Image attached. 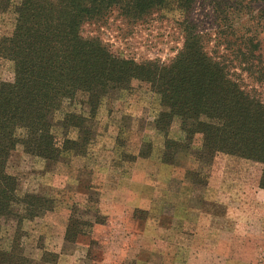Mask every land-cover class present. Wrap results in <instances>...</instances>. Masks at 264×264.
<instances>
[{"label":"rangeland","instance_id":"374dc122","mask_svg":"<svg viewBox=\"0 0 264 264\" xmlns=\"http://www.w3.org/2000/svg\"><path fill=\"white\" fill-rule=\"evenodd\" d=\"M185 10L168 6L141 20L114 10L84 24L82 35L102 40L118 57L168 65L183 49L190 24L209 54L233 59L248 50L241 39L255 38L264 55V0H195ZM14 20L11 11L0 13V33L10 34ZM10 72L0 60V80ZM231 74L264 101V84L236 61ZM132 87L103 98L97 136L84 150L58 162L21 148L11 153L7 171L21 191L53 202L46 214L20 226L25 254L35 264H46L44 251L56 264H264L262 164L224 153L201 157L200 135L167 164L166 138L155 126L156 98L145 83ZM55 133L62 140L63 130ZM169 137L182 139L178 121ZM71 218L86 223L73 242L65 239ZM17 228L13 220L4 224L1 246Z\"/></svg>","mask_w":264,"mask_h":264},{"label":"trees","instance_id":"16d2710c","mask_svg":"<svg viewBox=\"0 0 264 264\" xmlns=\"http://www.w3.org/2000/svg\"><path fill=\"white\" fill-rule=\"evenodd\" d=\"M195 0H0V13L11 11L10 34L0 33V60L10 64V76L0 80V264H35L24 251L21 225L51 210L53 202L23 193L8 173L13 151L49 162L82 151L97 136V115L109 93L131 90L133 81L149 85L159 105L156 129L165 140L163 160L174 164L200 135L201 157L224 153L260 163L264 189V101L233 78L236 61L264 84V55L259 39H241L230 56L209 54L204 38L187 26L183 49L168 65L122 58L98 38L82 35L84 24L101 21L114 10L141 20L168 6L191 10ZM230 45V44H229ZM175 121L182 139L169 137ZM63 130L60 140L55 131ZM75 134L76 139L70 137ZM118 144V139H117ZM120 148L117 145V150ZM18 228L7 242L3 226ZM86 223L71 218L65 239L73 242ZM89 224V223H88ZM54 257V258H53ZM41 261L56 264L44 251Z\"/></svg>","mask_w":264,"mask_h":264}]
</instances>
